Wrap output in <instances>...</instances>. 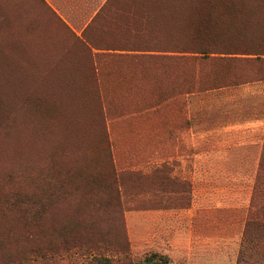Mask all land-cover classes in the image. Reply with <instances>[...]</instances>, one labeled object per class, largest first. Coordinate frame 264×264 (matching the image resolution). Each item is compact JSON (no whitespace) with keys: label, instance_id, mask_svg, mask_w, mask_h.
Masks as SVG:
<instances>
[{"label":"rangeland","instance_id":"1","mask_svg":"<svg viewBox=\"0 0 264 264\" xmlns=\"http://www.w3.org/2000/svg\"><path fill=\"white\" fill-rule=\"evenodd\" d=\"M0 68V264H264V0H0Z\"/></svg>","mask_w":264,"mask_h":264},{"label":"trees","instance_id":"2","mask_svg":"<svg viewBox=\"0 0 264 264\" xmlns=\"http://www.w3.org/2000/svg\"><path fill=\"white\" fill-rule=\"evenodd\" d=\"M86 30L87 29H85L82 32L81 36L79 38H76V39L80 40L85 45H88V46L94 45V44L91 43L90 40L88 41V38L85 36L86 35ZM75 37L76 36H74V38ZM96 50L97 51H104L105 53L127 52V53H140L141 55H144V54H147V53H153V52L154 53H160V52H166L167 51V50H164V49L162 51H160L161 50L160 48H157V50L156 49L149 50V48H143V47L113 48V47H108V46H106V47H104L102 49L97 48ZM195 53L201 55L202 57H205L208 54L206 51H198V52H195ZM214 54H216V53H214ZM219 55H225V54L221 53ZM5 87H6V84H5ZM263 145H264V141H263ZM262 168H263L262 171H264V167H262ZM261 177H262L261 179H264V175H262ZM256 223H257L256 226H257L258 230L261 231L262 233H264V224L261 223V222H256ZM152 261H158V260H149V261H145V262H152Z\"/></svg>","mask_w":264,"mask_h":264},{"label":"crops","instance_id":"3","mask_svg":"<svg viewBox=\"0 0 264 264\" xmlns=\"http://www.w3.org/2000/svg\"><path fill=\"white\" fill-rule=\"evenodd\" d=\"M80 36V35H78ZM136 264H230L224 262H171V261H152V262H140Z\"/></svg>","mask_w":264,"mask_h":264},{"label":"bare ground","instance_id":"4","mask_svg":"<svg viewBox=\"0 0 264 264\" xmlns=\"http://www.w3.org/2000/svg\"><path fill=\"white\" fill-rule=\"evenodd\" d=\"M2 67H3V66H2ZM0 69H1V68H0ZM3 81H4V80H3ZM5 84H6V83L4 82L3 85H5ZM3 87H4V86H3ZM0 138H1V136H0ZM3 138H4V141H5V138H6V137H3ZM6 139H7V138H6ZM1 140H2V138H1ZM1 140H0V141H1ZM8 140H9V139H8ZM5 142H6V141H5ZM8 142H9V141H8ZM0 143H1V142H0ZM3 143H4V142H3ZM6 144H7V142H6ZM4 145H5V144H3V146H4ZM7 145H8V150H9V145H10V144H7ZM4 147H5V146H4ZM6 147H7V146H6ZM6 147L4 148V149H5V150H4L5 153H6V151H7V150H6V149H7ZM1 149H2V152H4L2 146H1ZM1 149H0V150H1ZM7 153H8V152H7ZM0 154H1V152H0Z\"/></svg>","mask_w":264,"mask_h":264}]
</instances>
